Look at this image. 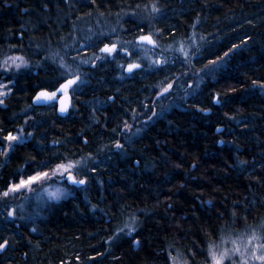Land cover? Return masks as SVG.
<instances>
[{"label":"trees","instance_id":"1","mask_svg":"<svg viewBox=\"0 0 264 264\" xmlns=\"http://www.w3.org/2000/svg\"><path fill=\"white\" fill-rule=\"evenodd\" d=\"M149 2L0 0V60L22 54L31 62L30 70L0 75V80L15 81L4 97L6 106L0 105V128L31 133L9 158L0 155V180L55 154L92 153L97 161L86 188L42 205L39 214L35 199L12 202L24 203L23 212L17 210L24 219L5 220L0 212V239L10 241L0 252V264H166L173 249L185 253L192 264H202L206 234L231 221L233 211L237 228H243V217L249 224L264 218V0H159L163 19L151 21L163 30L158 51L173 41L183 40L187 46L195 33L200 47L192 55L193 70L212 68L209 60L223 58L214 72L198 73L202 81L191 78V66L181 60L170 65L168 75L175 74L183 87L163 100V112L161 105L152 104L157 100L152 85L164 73L121 80L114 64L100 62L81 65L88 83L73 98L66 117L33 105L35 90L57 71L45 59L49 51L67 52L69 61L76 55L63 48L72 42L73 23L76 35L90 26H115L124 39H132L137 24L149 23L143 8ZM234 44L238 47L232 48ZM92 51L82 48L79 56L90 57ZM217 94L220 104L212 100ZM144 105L158 115L149 120ZM125 121L131 132L123 128ZM136 128L141 131L132 135ZM115 140L124 149H116ZM133 214L140 247L122 233L109 242Z\"/></svg>","mask_w":264,"mask_h":264},{"label":"snow or ice","instance_id":"2","mask_svg":"<svg viewBox=\"0 0 264 264\" xmlns=\"http://www.w3.org/2000/svg\"><path fill=\"white\" fill-rule=\"evenodd\" d=\"M95 2L96 0H92V3ZM136 7L139 9L141 5L137 4ZM143 8L146 12L144 19L148 20L149 23L143 26L137 24L136 34L133 35L132 39H124L115 26L107 30L102 26L95 29L90 26L82 35H76L77 26L73 23L72 42L70 44L65 43L63 48L73 49L76 55L71 57L69 61L65 59L67 52L62 55L59 49L49 51L45 59L55 64L57 71L45 84L35 90V95L32 98L33 105L48 106L61 116L68 115L70 109L74 107L73 98L88 83L86 74L81 71V65L91 64L95 67L97 62H100L101 66L114 64L120 70L119 78L121 80L140 75L164 73L163 79L152 85L156 89L154 95L157 97V100L152 104L153 106L161 105V112H163L166 108L163 105V100L172 97L179 88L183 87V82L175 74H172L171 78L168 75L170 65L175 64L177 59L181 60L186 67L191 66L189 67V71H192L191 78L198 81L203 80V76L198 75L199 72L207 69L205 72L207 75L215 71L218 62H223V58L217 56L215 60H209V64L213 65L212 68L205 65L204 69L193 70L192 55L194 52H198L200 47L193 40L195 33H193V37H188L189 44L187 46L183 40L173 41V43L164 46V52L178 54L177 58L170 59L165 56L164 52L158 51L163 40V30L151 23L154 19H163L159 0H150L149 3L143 5ZM131 15L135 16L136 13L133 12ZM198 22L197 20L191 27L194 29ZM97 25H99V21H97ZM120 27L122 29L123 25ZM236 47L238 46L232 45V48ZM82 48L87 51L95 49V51H92L90 57H82L79 56ZM231 50L229 49V52ZM229 52H225L224 56H228ZM30 69L31 62L22 54L6 55L0 60V75L7 76L8 73L18 75L22 71ZM184 75L185 73H181V76ZM14 82L12 78H8L6 81L0 80V105H5L4 97L11 93L12 89L9 85L14 84ZM184 95H188L187 91ZM109 99L114 100L115 97ZM212 100L216 104L222 102L219 94L213 96ZM33 105H29V107H33ZM144 107L148 108V105H144ZM198 110L211 111L210 108H198ZM148 111L151 113L148 115L149 120L158 115L157 112L151 111V108H148ZM123 128L131 132L132 125L125 121ZM113 131L115 132L116 129ZM140 131V128H136L132 135H136ZM216 131L219 132L221 129L217 127ZM30 136L31 133L25 135L22 129L14 133L0 128V155L6 159L9 158L10 153L24 144ZM83 139L87 143V138ZM128 139L130 140L131 137ZM52 143L56 144L58 141ZM219 143L223 144L224 141L221 140ZM114 146L116 149H124V145L119 140L114 141ZM96 163L92 153L79 156L55 154L54 158L41 161L35 168L29 166L27 171L23 168L17 169L8 180H0V212L3 213L5 220L9 218L13 220L24 219L25 217L18 216L17 213L18 209L23 212L24 203L21 202L13 206L12 202L16 200L28 202L35 199L37 214H39V208L42 205L46 206L50 202L58 203L72 196L74 191L86 188L91 182V174L97 170L93 166ZM240 163H244V161H240ZM208 203L211 204V201ZM231 217V221L225 220L218 226L215 234H206L202 264H264V218L257 223L249 224L246 222L247 217H243V228H237L235 226L237 224L235 211L231 213ZM138 227L137 218L133 214L128 217L122 227H117L114 230V234L108 238L109 242L119 239L122 233L124 236L132 237L130 243L139 248L141 241L134 235H138ZM32 231L35 232L36 229L33 228ZM9 246L8 238L0 239V252L5 251ZM169 248L173 249V246L170 245ZM191 255L195 256V252H191ZM77 258L79 259V257ZM165 261L166 264H192L188 256L178 249L168 251Z\"/></svg>","mask_w":264,"mask_h":264},{"label":"water","instance_id":"3","mask_svg":"<svg viewBox=\"0 0 264 264\" xmlns=\"http://www.w3.org/2000/svg\"><path fill=\"white\" fill-rule=\"evenodd\" d=\"M35 106H37V105H35ZM39 106H44V105H39ZM71 110V109H70ZM59 114V113H58ZM60 115V114H59ZM61 116V115H60ZM67 115H65V116H61V117H66Z\"/></svg>","mask_w":264,"mask_h":264}]
</instances>
